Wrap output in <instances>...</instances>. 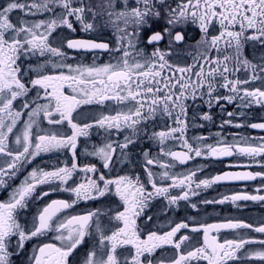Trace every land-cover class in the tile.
<instances>
[{
	"label": "snow or ice",
	"instance_id": "6c2138e0",
	"mask_svg": "<svg viewBox=\"0 0 264 264\" xmlns=\"http://www.w3.org/2000/svg\"><path fill=\"white\" fill-rule=\"evenodd\" d=\"M250 130L264 0H0V264H264Z\"/></svg>",
	"mask_w": 264,
	"mask_h": 264
},
{
	"label": "flooded vegetation",
	"instance_id": "af4514ba",
	"mask_svg": "<svg viewBox=\"0 0 264 264\" xmlns=\"http://www.w3.org/2000/svg\"><path fill=\"white\" fill-rule=\"evenodd\" d=\"M229 110H231V106H228ZM251 134L253 135H262L264 136V131H259V130H250ZM217 167H221L220 165H217ZM219 191V190H218ZM209 195H212V191L209 190ZM223 206H221L222 208ZM228 211H235L234 209L231 208V206L229 205L228 207ZM246 215H251V216H257L259 214L264 213V205H260V204H253V203H249L248 206L242 210Z\"/></svg>",
	"mask_w": 264,
	"mask_h": 264
}]
</instances>
